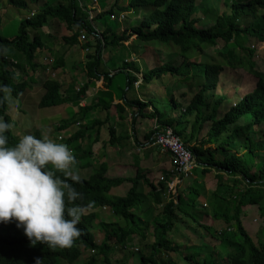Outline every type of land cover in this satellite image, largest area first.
<instances>
[{
    "label": "trees",
    "instance_id": "trees-1",
    "mask_svg": "<svg viewBox=\"0 0 264 264\" xmlns=\"http://www.w3.org/2000/svg\"><path fill=\"white\" fill-rule=\"evenodd\" d=\"M89 1L88 3L92 4V0ZM113 1H109V9L104 10L105 6L101 5L102 11L91 17L89 8L81 6L79 0H57L37 14L31 11L29 17L23 18L16 37L9 39L0 33V86L6 85L11 89L14 100L21 101L34 90L33 85L40 83L42 93L37 92L40 96L42 94L39 107L51 108L66 104L68 101L76 103L80 98L82 101L85 100L90 85H94L95 81L101 80L104 87L111 92V87L116 84V78L124 76L126 88L115 108L122 120L130 114L134 136L138 117L155 121V128L144 136L149 142L155 133L165 132L170 128L193 153L199 165L194 172L202 176L212 171L216 172L217 187L213 192L207 193L203 182H198L197 187L191 185L182 189H179L181 183H177L175 190V192L179 190L177 195L167 196V181L176 175V165L173 166V173H166V181H161L157 187L147 178L141 166H137L134 177L109 178L108 163L103 162L95 166L86 160L82 167L93 170L91 175L89 177L79 175L80 183L68 180L83 194V198L74 203L87 205L89 201L92 202V206L85 209L77 225L81 229V235L74 239L72 246L56 249L39 243L33 246L23 230L16 227L14 221L0 223V264H34L37 257L42 260V264H79L85 250L90 253L85 258V264H111L113 252L127 249L128 252L131 250V253L132 248L129 246L131 237L140 236L142 241L147 237V224L141 225L140 220H136L133 214L134 209L136 210L142 203L139 194L140 183L148 186V197L153 204L163 207L164 219L154 228L153 244L145 246L141 255L137 256V264H163L162 260L165 258L162 259L160 253L173 251L178 252L188 264H264V237H260L257 243L254 242L241 220L244 208L249 206L258 207L264 218V156L254 148L257 143L264 142V72L258 70L256 64L252 62L254 49L251 48L252 42L264 44V14H261L264 10V0H230L227 3L231 9L230 14H216L212 25L200 28L197 26L201 21L199 13L201 11L205 14L207 10L199 6L198 0H115L114 3ZM7 2L21 11L26 10L28 5L25 0ZM121 15L125 16L123 22L119 20ZM113 16L115 19H112ZM112 20L117 24L116 33L109 24ZM51 24L54 30L58 24H64L72 32L71 36L63 38L64 44L70 49L82 46L81 50L85 49L89 53L91 45L89 38L96 41V50L84 68L89 81L80 86L74 97L63 95L62 83L58 77L66 68L64 54L55 55L54 59L53 56H46L48 50L52 53L49 43L55 36L51 33L40 34V31ZM82 34L85 36L84 41L80 40ZM132 35H135L142 44L158 43L166 49L174 50L183 59L180 65L171 61L155 65L150 70L145 68L142 75L146 91L150 83L156 84L165 76L186 79L183 82H176L174 84L176 89L185 88L190 93L198 87L179 114L176 109L180 108L181 104L174 99L170 102H160L157 99L140 100L133 92L132 98L128 97L140 78V72L134 66L132 70L122 64L114 75L108 71L102 59L106 48L113 51H115L113 48H116V52L119 50L126 60L131 57V51L140 57L143 46L125 44ZM221 43L224 45L222 52L212 56L205 64L200 63V69L196 70L198 64L191 60L202 53L203 47H215ZM239 51L245 54L241 55ZM137 60L144 63L142 57ZM227 67L243 69L257 82L253 91L246 94L220 118L219 108L226 99L218 94V88L220 76ZM38 69L42 70V74L48 75L43 82L36 80ZM140 86L137 89H140ZM188 93H182V98H187ZM112 94L111 92L109 100L104 99L108 103L97 96L91 106L82 108V113L86 116L88 112L98 107L103 111L109 110L114 100ZM8 101L9 99L5 100L0 95V118L14 124L8 114ZM19 108L18 104L14 105L16 111ZM83 118H80V123L84 121ZM207 122L210 123L209 130L204 138H199ZM71 123V120L62 121L57 129L59 132L64 131ZM100 123L93 122L87 129L95 128L96 124ZM108 130L111 137L109 145H118L123 139L122 136L117 135L113 126ZM6 135L8 136L6 146H14L19 141L13 130ZM87 136L89 137V134L86 130H79L69 136L66 145L71 146L74 142L83 141ZM213 144L216 146L205 148V145ZM80 145L79 143L73 148L76 160L93 155L90 148L84 150ZM215 149L220 153L218 159L213 156ZM46 168L51 170L54 176L65 179L62 173L52 168L50 164ZM184 176L179 177H182L183 181L189 178ZM125 184L131 185L125 196L111 194L113 188ZM202 196L206 198V206L209 207L212 221L224 223L226 228L215 231L212 226L200 223L195 212L198 198ZM100 209H108L110 213L125 220L126 227L114 226L110 232H105L102 242L96 244L93 240V222L98 217L97 210ZM178 214L199 223L201 230L197 234L201 243L198 246L199 254H184L181 248H175L176 244L170 242L168 234L174 231L177 223H184V218H179ZM24 237L27 244L23 240ZM208 237L219 242L210 251L203 246L204 240ZM132 254L135 255L134 252ZM127 262L128 259H124L115 264Z\"/></svg>",
    "mask_w": 264,
    "mask_h": 264
},
{
    "label": "rangeland",
    "instance_id": "rangeland-1",
    "mask_svg": "<svg viewBox=\"0 0 264 264\" xmlns=\"http://www.w3.org/2000/svg\"><path fill=\"white\" fill-rule=\"evenodd\" d=\"M25 1H27L28 5L26 10L23 11L18 10L17 8L15 9L13 6L8 5L7 0L0 1V33L3 36L9 39L16 37L18 35L20 22L23 18L29 17L31 11L37 14L45 6L56 2L57 0ZM83 1L87 4L88 2H90L89 0ZM93 1L94 0H92V4L95 7L90 12L91 17H95L102 11L101 5L105 6L104 10L109 9V1L111 2L112 0H100V2L102 1V4H100L99 1L94 4L95 2ZM229 1L230 0H198L199 6L204 10H207V13L202 14V12L200 11L199 17L201 18V21L197 26L200 28L203 26L212 25L214 23V17L216 16V14H230L231 9L227 5ZM88 8L90 7L88 6ZM261 14H264V10L261 11ZM109 24L112 27L113 32L116 33V21L112 20L109 22ZM48 29L49 34H53L55 38H53L52 42L49 43V47H51L52 53L48 50L47 55L49 54V57L53 56L54 59L55 55L60 56L64 54L66 70L61 71L62 74L58 75V77H60L61 79L63 74L65 76H68L69 74L71 76L72 74H74V77L71 78L70 83V85H72L73 87L69 90L70 94H73L74 97L77 94V89L80 88H76L78 87L76 85L77 79H82L81 81L83 82V84H86L89 81V79L87 78L86 70L84 68L85 64L89 62V57H91L96 50V41L93 38H89V41L91 42L89 53L86 52L85 49L81 50L82 46H77L74 50L72 48H68L63 41L64 37H69L72 34V32L68 30L66 25L58 24L56 26V30H54L51 24L48 26ZM43 33L44 31L41 30L40 34ZM125 44L127 46H143L144 49L142 48L143 50L139 54V56L142 57L144 63L142 60L138 61L137 59H139L140 57L138 58V56H136L132 51L131 57L126 60L119 50L116 52V48H113L115 49V51L111 49L107 50V48L104 49L102 59L104 61V64L108 67V71L111 73V75H114V73H116L117 68L121 67L122 64L127 65L132 70H134V67L139 70V82L136 84L135 89H132V91L129 92L128 97L132 98V96L134 95L133 93H135V95L140 100L157 99L160 102H170L171 99H174L181 104V107L176 109L177 114H179L180 111H183L184 107L187 106L194 94V91H196L198 87L197 89H194V91H190V93H188V89L185 88L176 89L174 84L176 82H183L186 79L180 77L175 78L170 76L163 77L156 84L150 83L148 85L147 91L145 90L144 84L142 83V75L145 72V68L150 70L155 65H160L171 61H174L177 65H180L183 62V59H181L177 52L174 50L166 49L158 43L142 44L137 40L135 35H132L129 41H127ZM222 48H224V45L222 43L215 47L204 46L202 53L191 60V62H197L198 64L196 65L195 69L199 70L200 63L205 64L212 56H217L218 52H222ZM251 48L254 49V57L252 62L256 64L258 70L264 72V44H256L255 42H252ZM239 53L241 55L245 54L242 51H239ZM40 62H42V60H40ZM36 73H38L36 80L40 79L39 82H43L48 77L47 73L42 74L41 69H38ZM99 82L100 85H103V82L101 80ZM256 82V79L251 76L247 71L243 69H231L227 67L220 76L218 94L224 96L226 100L224 104L221 105L219 108L218 117L221 118L230 108L234 107L235 104L239 102L246 94L253 91L256 87ZM91 86L92 85H90V87ZM93 86H96V82H94ZM139 86L140 89H137ZM125 88L126 80L124 76L117 77L116 84H113V86L111 87L113 99L116 95L117 100L115 101V104H112L110 111H103V109L99 107L95 108L92 111L88 112L86 116L85 114H83V124L78 123L77 125L76 123L78 121L76 120V116H74L75 111L72 108L66 109L64 108V105H59L57 107L51 108H40L39 101L41 99L42 94L40 96L37 93L33 95L28 93V95H26L21 101H18V99L14 100V98L10 94V97L8 98V114L14 122V127L12 128L13 133L18 138V140L26 134H31L36 136L37 138H40L41 133H39V131L35 129L36 126L38 129L42 130V132H44L51 141L55 143L66 144V141L67 139H69V136L76 134L79 130H86L87 134H89V137L87 136L83 139V141H80L78 143L74 142L71 146H68L72 154L75 153L73 148H75L79 143L81 144L80 146L82 149L88 150L90 148L93 152V155H91V157L89 158L85 157L82 160H76L74 170L78 175H83L80 177H89V175H91V173L93 172V170L91 169L82 167V164L85 163L86 160L90 161V163H92L93 165L95 164V166L103 162L108 163L110 165V168L112 167V172H110V175H108L109 178L134 177L137 172V166H141L147 178L151 182H153L155 186L158 187L159 183L162 181V178H164L163 181H166V173H173V166L175 165L174 158L169 153L163 152L159 148L146 146L145 142L148 140H146L144 136L146 133L150 132L153 128H155L154 120L149 118L138 117L137 124L135 126L134 136V130H132L133 126L131 124L130 114L125 118V120H122L121 117H119L115 105L117 103H120V98ZM104 89L105 88H100L97 94L102 97V100H109V97H106V95L110 96L111 92L107 94L103 92ZM184 92H187L189 94L185 99L182 98V93ZM95 94L96 93L94 91V95ZM97 94L89 99V102L91 104L95 102L94 99L98 96ZM28 101L29 104H26ZM105 102L108 103V101ZM15 104H18L20 106L18 111L14 109ZM71 105L73 107V104ZM76 106L78 107L79 105L76 104ZM78 108L81 107L79 106ZM25 114H27V116H25ZM83 116H81L80 118H82ZM36 117L38 118L35 119ZM69 120L72 121L71 125H69V127L64 130V133L63 131L59 132L60 130H58L57 128H59L62 121ZM93 122L101 123L96 124L95 128H91L90 130L87 129V127L91 126ZM191 123L192 122H190V124ZM110 126H113L116 130L117 135L122 136L123 138L122 141L119 142L116 146L109 145L111 137L108 128ZM209 127L210 123L207 122L204 124L203 130L199 134V138H204L207 131L209 130ZM196 132L199 133L198 131ZM62 133L64 138L61 136ZM96 139H98L97 142L95 141ZM215 146V144L209 146L205 145V148ZM254 148L262 156H264V142L257 143ZM219 154L220 153L215 149V151L213 152V156L218 159L220 157ZM113 166H116V170H118H113ZM119 170L120 173H117ZM195 170L196 169H193L191 171L193 172V174L184 176L185 178L189 177L184 181L182 177H179V175H173V177L170 178V180L167 182L169 183L174 179L175 182H177L176 180H179L178 183H181V187L179 189H182L183 187L187 188L191 185L197 187L196 184H198V182H203V186L206 188L207 193L213 192L217 187V179L215 178L216 172L212 171L206 176H202L198 172H194ZM117 174H119V176H117ZM130 187L131 185L125 184L118 188H113V191H111V193L116 196L123 197L127 194ZM178 191L179 190L173 193L168 192L167 189L166 193L167 196L173 194L177 195ZM148 192V186L144 183H140L139 194L141 196L142 203L136 210L134 209L133 211L136 220H140L141 225L147 224L146 240L142 241V237L137 235L131 237L129 241V246H131L132 252H134L136 256L132 254V252L130 253L131 250L128 252L127 249L124 251H115L111 254V264H115L117 261H122L124 259H128L127 264H137V256L141 255V252L142 250H144L145 246L147 247L148 245L153 244L154 228L158 224H161L164 217L162 212L163 207L155 206L152 200L148 197ZM166 199H170V197H166ZM196 207L197 208L195 214L198 216L200 223L212 226L215 231H220L226 228V225L224 223H215L212 221L209 215V207L206 206L205 197L202 196L198 198ZM97 211L98 217L93 222V240L96 244H100L105 236L106 231L110 232L114 226H121L125 228L126 222L122 218L117 217L115 214L110 213L108 209H100ZM178 215L179 218H184V223H177L174 227V231L168 234L170 242L176 244L175 248H181L184 254H199L200 250L198 249V246L201 244L199 242V238L197 237V234L201 232L200 227L198 226L199 223L192 221L190 217H185L182 214ZM241 220L244 228L246 229L248 234L253 238L254 242L257 243V240L260 237H264V218L258 207H245L244 212L241 215ZM218 244L219 242L217 240L208 237L204 240L203 246L205 245L204 247H206V250L210 251L213 247ZM88 255H90V253L85 250L81 256L79 264H85V258ZM160 257L162 259L165 258V262L164 260H162L163 264H188L187 262H184L180 254L175 251L161 252Z\"/></svg>",
    "mask_w": 264,
    "mask_h": 264
},
{
    "label": "clouds",
    "instance_id": "clouds-1",
    "mask_svg": "<svg viewBox=\"0 0 264 264\" xmlns=\"http://www.w3.org/2000/svg\"><path fill=\"white\" fill-rule=\"evenodd\" d=\"M10 94V88L0 86L3 99ZM13 127L0 118V223L14 221L33 246L71 247L81 235L77 225L85 209L92 206L91 201L74 203L83 198L68 182H81L74 170L75 156L66 144L51 141L43 132L40 138L26 134L14 146H6V133ZM49 164L65 179L54 176L46 168ZM34 264H42V260L37 257Z\"/></svg>",
    "mask_w": 264,
    "mask_h": 264
},
{
    "label": "built area",
    "instance_id": "built-area-1",
    "mask_svg": "<svg viewBox=\"0 0 264 264\" xmlns=\"http://www.w3.org/2000/svg\"><path fill=\"white\" fill-rule=\"evenodd\" d=\"M96 3V0H94ZM124 17L121 15L119 20ZM112 19H115L113 16ZM81 41L85 40V36L82 34ZM88 51V50H87ZM147 147H156L163 152L169 153L174 158V164L177 166L176 175H190L193 169H197V164L193 153L182 143V141L173 133L171 129H166L165 132H157L153 135L151 141L145 142ZM174 165V166H175ZM164 178H162V181ZM175 179L171 182H167L168 192H175L176 185L179 180Z\"/></svg>",
    "mask_w": 264,
    "mask_h": 264
},
{
    "label": "crops",
    "instance_id": "crops-1",
    "mask_svg": "<svg viewBox=\"0 0 264 264\" xmlns=\"http://www.w3.org/2000/svg\"><path fill=\"white\" fill-rule=\"evenodd\" d=\"M97 1V0H96ZM79 2H80V4H81V6H86L87 8H88V6L90 7L89 9H90V12L92 11V9H94V5L93 4H87V3H85L83 0H79ZM84 3V4H83ZM97 3V2H96ZM96 3H94V4H96ZM46 30H48V31H46ZM43 31H44V34H49V29H48V26L47 27H44L43 28ZM75 50V49H74ZM41 52V51H40ZM39 53V52H38ZM49 55V54H48ZM48 55H46V56H48ZM66 70V69H65ZM72 77H74V74H72L71 76H70V74L68 75V76H65L64 74H63V76L61 77V79H60V82L62 83V93H63V95L64 96H68L69 97V95H71V96H73V94H70V92H69V90H70V88H72L73 86L72 85H70V83H71V78ZM76 77V76H75ZM40 80V79H39ZM38 80V81H39ZM76 80V79H75ZM82 79H77V81H76V85L78 86V87H76V88H79L80 87V85H83V82L81 81ZM96 82V86L94 87L93 85L89 88V90L87 91V97L85 98V100H83L82 101V99L80 98L77 102L78 103H74V102H71V101H68L66 104H63L64 105V108H66V109H70V108H72L74 111H75V113H74V116H76V120L78 121L77 123H76V125L79 123V124H83V122L82 123H80V117L81 116H83V113H82V108L84 109L85 107H88V106H91L92 104L89 102V99L90 98H92V96L94 97L97 93H98V91L100 90V88L101 89H103V88H105L104 87V84L103 85H100V82L99 81H95ZM33 88H34V90H32L31 92H30V94L31 95H33V94H36L37 92L40 94V93H42V86H40V83H36L35 85H33ZM96 89H97V91H96ZM94 91H95V95H94ZM65 92V93H64ZM103 92H105V93H109L110 91H109V89H107V88H105L104 89V91ZM98 95V94H97ZM99 96V95H98ZM101 97V96H100ZM106 97H109V95H106ZM73 98V97H72ZM117 100V97H116V95L114 96V100H113V103L115 104V101ZM80 102V103H79ZM112 103V104H113ZM26 104H29V101L26 103ZM71 104H73V107H72V105ZM76 104H78L81 108H78L77 106H76ZM118 104V103H117ZM108 111H110V109L108 110ZM94 112V111H93ZM25 116H27V114H25ZM38 117H36L35 119H37ZM83 118V117H82ZM39 120V119H38ZM35 129L36 130H38L39 131V133H42V130H40V129H38L36 126H35ZM44 133V132H43ZM63 133H64V131H63ZM63 133H62V137H63ZM64 138V137H63ZM124 167V166H123ZM116 166H113V170H115V171H117L116 170ZM119 168V167H118ZM121 170V169H120ZM120 170L117 172V173H120ZM110 172H112V167L111 168H109V171L107 172V176L108 175H110ZM117 176H119V174H117ZM112 194V193H111Z\"/></svg>",
    "mask_w": 264,
    "mask_h": 264
},
{
    "label": "bare ground",
    "instance_id": "bare-ground-1",
    "mask_svg": "<svg viewBox=\"0 0 264 264\" xmlns=\"http://www.w3.org/2000/svg\"><path fill=\"white\" fill-rule=\"evenodd\" d=\"M124 18L122 19V20H124L125 19V16L124 15H122ZM79 91V89H77V92ZM23 240L25 241V243L27 244V241L25 240V237L23 238Z\"/></svg>",
    "mask_w": 264,
    "mask_h": 264
}]
</instances>
